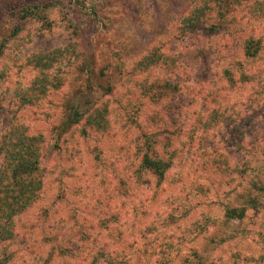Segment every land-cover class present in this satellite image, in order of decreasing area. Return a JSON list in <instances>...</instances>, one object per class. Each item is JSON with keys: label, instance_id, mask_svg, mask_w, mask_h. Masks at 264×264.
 <instances>
[{"label": "rangeland", "instance_id": "1", "mask_svg": "<svg viewBox=\"0 0 264 264\" xmlns=\"http://www.w3.org/2000/svg\"><path fill=\"white\" fill-rule=\"evenodd\" d=\"M17 126L42 192L0 264H264V0H0Z\"/></svg>", "mask_w": 264, "mask_h": 264}, {"label": "trees", "instance_id": "2", "mask_svg": "<svg viewBox=\"0 0 264 264\" xmlns=\"http://www.w3.org/2000/svg\"><path fill=\"white\" fill-rule=\"evenodd\" d=\"M19 30L16 28L13 35ZM157 139L158 137L148 144L149 155L154 153V146L151 144ZM29 142L22 126H17L16 131L0 133V157L3 158L0 162V242L14 238L15 218L41 197L40 152L37 146ZM149 155L144 156L143 167L163 179L171 168V162L154 160ZM244 211L228 210L226 217L242 218Z\"/></svg>", "mask_w": 264, "mask_h": 264}]
</instances>
